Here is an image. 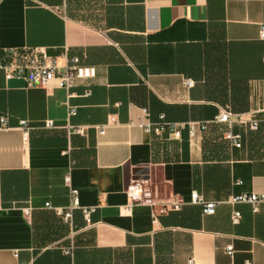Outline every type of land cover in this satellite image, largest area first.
Returning a JSON list of instances; mask_svg holds the SVG:
<instances>
[{"label":"crops","instance_id":"1","mask_svg":"<svg viewBox=\"0 0 264 264\" xmlns=\"http://www.w3.org/2000/svg\"><path fill=\"white\" fill-rule=\"evenodd\" d=\"M263 23V0H0V63L41 48L97 69L71 99L0 70V264H264V203L231 202L264 194ZM144 108L208 127L158 137L132 124ZM226 108L261 121L234 124L241 148L216 122ZM69 175L80 206L97 208L91 222L81 208L71 223L59 214L72 204ZM143 178L171 183L187 204L156 226L150 208L127 211L126 189ZM194 191L215 214L189 202Z\"/></svg>","mask_w":264,"mask_h":264},{"label":"built area","instance_id":"2","mask_svg":"<svg viewBox=\"0 0 264 264\" xmlns=\"http://www.w3.org/2000/svg\"><path fill=\"white\" fill-rule=\"evenodd\" d=\"M264 1V0H263ZM260 38L264 40V23L260 29ZM65 51L64 58L66 60L65 65L61 66L59 58L50 56L45 49L37 48L32 52L17 55L10 60L0 63V70L4 72L7 81L20 80L24 83L27 90L36 88H43L49 90L52 84H56L58 88L66 90L68 99L73 97L72 90L76 86L78 81H87L97 77V69L95 67L85 66L81 63L79 57H70ZM192 80L185 82L187 87L193 86ZM68 105V117L76 115V108ZM236 116V118H233ZM2 128L7 129V120L2 118ZM216 122L223 124L226 128L225 138L235 148L242 147V137L235 133L233 128L234 124L238 123L242 126L248 127L251 131H257L260 126V120L254 115L251 119H245L241 115H234L229 108L223 109L219 116L216 118ZM117 119L111 117L108 122L98 127L100 134H104L106 129L116 125ZM142 128L146 133L162 137L169 135L176 139L181 138L183 129H188L190 138H193L198 131H204L208 127V122L188 121V122H172L168 121L164 114L160 115L157 121H153L151 118V112L149 109H142V115L137 123H132ZM21 126L28 130V124L22 122ZM46 127L53 129L56 127L55 123L50 121L46 123ZM69 129L72 133L84 134L85 129L83 127H75L69 124ZM65 182L70 189L71 207L67 210H59V214L63 216L65 222L71 223L73 218V212L75 209L81 208L83 214L88 222H91V217L96 211V207L82 208L80 206L79 190L72 185L70 175L66 177ZM126 195L129 201L126 207L127 211H131L134 206H144L151 209V217L153 224L156 226L159 224V217L167 215L171 212L181 211L183 206L187 204L186 200L180 195L176 194L173 190L171 183L167 181L158 182L150 178H143L134 180L126 189ZM191 204L200 205L203 207L204 215H213L216 212L218 203L208 202L205 198L194 191L191 194ZM232 203H250L254 206L255 210L258 205L264 203V194H244L231 199ZM49 206V205H48ZM241 219V215L238 212L234 213L233 221L238 223ZM227 253L233 255L234 248L228 247ZM189 264H195L193 260L189 261ZM247 264H251L250 261Z\"/></svg>","mask_w":264,"mask_h":264}]
</instances>
